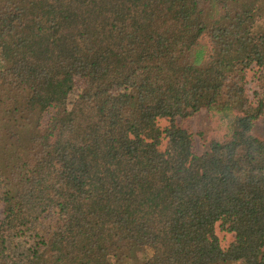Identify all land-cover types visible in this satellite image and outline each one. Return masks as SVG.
<instances>
[{"label": "trees", "instance_id": "1", "mask_svg": "<svg viewBox=\"0 0 264 264\" xmlns=\"http://www.w3.org/2000/svg\"><path fill=\"white\" fill-rule=\"evenodd\" d=\"M263 9L0 0V264H264ZM202 109L229 137L197 155Z\"/></svg>", "mask_w": 264, "mask_h": 264}, {"label": "rangeland", "instance_id": "2", "mask_svg": "<svg viewBox=\"0 0 264 264\" xmlns=\"http://www.w3.org/2000/svg\"><path fill=\"white\" fill-rule=\"evenodd\" d=\"M258 15L261 17L257 20L256 28L252 36H260L264 32V9ZM254 73L253 70L249 71L246 78L248 93L252 98L255 91L259 90L257 76ZM178 123L191 132L194 140L195 153L197 155L203 154L207 146L212 142H224L229 137V120L224 119L221 114L210 112L207 109H202L197 114L185 120L178 119ZM169 124V121L164 119L159 121V126L162 129H165ZM254 132L257 136L264 139V117L256 124ZM166 143L164 140L165 147ZM3 210V206L0 205V221L3 220ZM56 220L57 217L55 215H47L44 222L46 228H54L57 224ZM216 231L222 249L226 250L233 242L232 234L227 232L222 226H219Z\"/></svg>", "mask_w": 264, "mask_h": 264}]
</instances>
